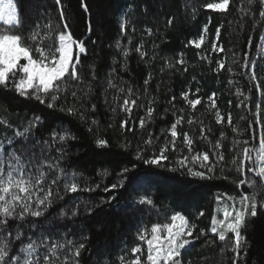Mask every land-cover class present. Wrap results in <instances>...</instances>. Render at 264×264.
<instances>
[{"label": "trees", "instance_id": "1", "mask_svg": "<svg viewBox=\"0 0 264 264\" xmlns=\"http://www.w3.org/2000/svg\"><path fill=\"white\" fill-rule=\"evenodd\" d=\"M215 2L219 0H61L57 5L55 0H14L21 20V26L14 31L25 37V44L34 47L36 42L28 37L33 31L43 36L50 30L45 27L49 22L53 33L56 29L64 30L67 23L73 38L84 42L86 48L80 54L78 66L81 81L66 80L58 102L78 108L83 119L54 113L35 99L21 97L11 90V83L7 89L0 86V148L7 154L26 150L27 157L34 156L29 165H41L40 171L46 173L45 191L59 176L52 185L54 202L44 216L10 221L14 237L23 233L21 240L25 244L30 240L39 244L47 237L44 255L52 243L65 244V248L57 249L62 262L65 256L71 257L69 249L74 251V246L83 243L79 264H122L121 257L123 264H130L134 259L131 248L139 245V255L146 264L147 245L139 242L138 233L145 229L149 235L152 224L167 223L174 212H180L196 225L193 235L199 237L184 250V264H231L230 240L221 242L208 230L212 215L218 216L223 202L231 205L228 197L238 201L241 195L255 190L258 198L264 199L260 178L247 171L254 167L256 150L264 137V92L256 88L257 83L264 87V51L257 47L264 36V17L259 14V5L249 6L247 0H231L227 12L204 7L205 3ZM61 9L64 20L60 19ZM169 18L173 19L170 26ZM124 20L128 23L126 31L121 32ZM206 24L208 31L204 33ZM218 27L222 53L212 49ZM148 28L152 29L151 36L146 32ZM202 34L205 39L199 48L189 44ZM51 43L54 37L43 41L45 47ZM141 44L147 54L144 59L136 51ZM245 52L249 56L247 62ZM181 58L183 65L176 63ZM165 60L174 67H168ZM218 61L224 63L223 69H218ZM253 62L256 81L251 79ZM149 74L151 79L145 85ZM109 80L116 87H110ZM129 88L131 99L138 100L130 114L120 109ZM237 90L244 95H238ZM72 91L77 92L76 98ZM186 91L191 93L189 99L201 100L195 109L182 98L181 93ZM212 93L216 94L215 109L209 100ZM149 101L154 108L150 119L146 114ZM216 110L224 117L222 123L216 122ZM33 116H41V122L24 137H16L17 131L23 132L29 126ZM181 116L183 121L176 129L179 135L173 150L169 129ZM142 117L146 121L143 128L139 125ZM121 121H127V128L134 130L121 128ZM65 130L75 139L53 143V131ZM184 133L193 140L191 151L184 144ZM97 138L105 139L107 146L98 147ZM149 138L152 143L145 144ZM218 140L221 149L214 148ZM166 144L168 159L161 162L162 166L144 163V159L158 155ZM244 147L253 151L252 160L246 162L241 174L233 160L243 158ZM217 151L223 152L225 160L216 165L211 179L190 177L187 168L177 164L182 157H189L188 166L203 170L191 157L208 152L215 163L212 154ZM137 152L143 158H138ZM45 158L58 161L66 177L42 164ZM123 169L128 171L124 173ZM73 174L81 190L68 193L65 184L72 182ZM241 179H254L256 189L248 184L237 186ZM113 183L121 186L104 190ZM141 197L151 199L152 204L140 203ZM61 209L66 213L64 217L59 215ZM73 209L78 210V215L72 216ZM200 212L204 215L200 216ZM33 223L37 227H32ZM200 229L207 234L200 236ZM242 235L247 240V254L241 255L240 264H264V209H258L256 217L248 218ZM68 240L73 245H67ZM14 246L17 249L22 244L15 239ZM62 262L56 260L55 264ZM66 264H72V260Z\"/></svg>", "mask_w": 264, "mask_h": 264}, {"label": "snow or ice", "instance_id": "2", "mask_svg": "<svg viewBox=\"0 0 264 264\" xmlns=\"http://www.w3.org/2000/svg\"><path fill=\"white\" fill-rule=\"evenodd\" d=\"M57 5L61 4V0H55ZM231 0H219L215 3H205L204 7L206 9H212L219 12H227L230 7ZM249 6L253 4L259 5V14L264 17V0H247ZM85 10H87L86 5H84ZM60 19L64 20V13L61 9ZM0 23L6 26L0 29V86L5 89L9 87L11 83V90L18 93L21 97L32 98L39 101L40 104L46 105L48 109H52L53 112L65 113L69 116L78 117L83 119L82 112L72 106L58 105L60 100V93L64 90L62 85L69 78L71 81L80 82L81 76L78 71V66L80 64V54L86 52L84 42L76 41L71 32L68 31V25L65 23L63 25L64 30L56 29L53 33L51 30V22L48 27L50 30L46 32L43 36L39 35L38 31H33L28 37L35 43V46L25 44V37L20 34H15V29L21 26V20L18 13L17 4L14 0H0ZM128 21H122L120 28L121 32L126 31V25ZM173 23V19L169 18L167 24L170 26ZM39 28V25H37ZM208 31V25H204V33ZM148 35H152V29H146ZM221 28L216 29L217 38L212 41L213 51L224 52V47L218 44ZM54 43L48 44L47 47L44 46L43 41L53 40ZM264 39V36L261 37ZM205 36L202 34L199 40H190L189 44H193L195 47L199 48L203 43ZM249 43H252L251 37H249ZM117 43V47H119ZM264 47V46H257ZM143 45H137L136 51L139 53L141 59L146 57V52L143 50ZM127 49L124 51V55L127 56ZM249 59L248 53H244V60L247 62ZM21 61H24L21 63ZM164 63L168 67H174L169 61L165 60ZM177 64L183 65L184 61L181 58L176 61ZM218 69L224 68V63L218 61ZM247 67V63L244 65ZM255 63L252 64L251 79L253 81L257 80L255 74ZM187 69H185L186 71ZM231 71V69H229ZM19 77V78H17ZM151 79V74H149L148 79L144 81L145 85L148 84ZM110 87H116L112 80L108 81ZM258 91L264 92V87L259 83L256 84ZM147 89H145L146 91ZM120 91H123L121 88ZM199 92V88L196 89ZM190 92H182V98L195 109L198 104L201 103L199 98L189 99ZM238 95H244V93L237 90ZM215 93H212L209 97L211 107L216 108L215 104ZM73 98L77 97V92L72 91ZM132 89H128V94L124 97L123 103L120 105L122 111L128 112L132 111L133 106L137 105V99H131ZM175 97H173V100ZM247 100L248 97L245 96ZM152 102L149 101V106L147 108V117L150 119L154 113V108L151 106ZM259 107V105H258ZM93 110L95 105L92 106ZM41 116H33L29 123V126L23 130V132L17 131L16 137H24L28 134L32 128L36 127L37 124L41 122ZM215 119L217 123H222L224 117L216 110ZM228 123L231 125L232 117L229 113ZM243 119V117L241 118ZM183 121V117L177 118V120L171 125L169 129L170 135L172 137L171 147L173 150L176 148V138L179 133L177 132V127ZM192 121L189 120V123ZM259 122V121H258ZM93 124L96 123L95 120L92 121ZM146 121L142 117L139 120V125L141 128L144 127ZM121 128H126L128 131H133L132 128H127V121H121ZM92 129L89 128V131ZM236 131V129H233ZM201 134L203 135L204 129L201 128ZM151 137V134H149ZM184 144L188 146L189 151L192 150L193 140L188 136L187 133L183 134ZM223 136V133H221ZM75 139L74 136L68 131L52 133V142L55 143L57 140L60 142H66L67 140ZM11 144L12 141H9ZM45 143H48L47 141ZM152 140L149 138L145 141V144H151ZM247 143V142H245ZM95 144L98 147H106L108 142L105 139L97 138ZM215 149H221V141H217L214 145ZM168 145L160 148L159 154L152 156L148 159H144L145 164L162 166L161 162L168 159L167 156ZM253 149L244 147L243 148V158L237 161L233 160L234 164H237V171L241 174L245 172L246 162L252 160ZM215 156V163L210 159L208 152L197 153L191 157L193 162H198L200 168L203 170H197L194 167L188 166L189 157H182L177 161V164L181 168H187V175L190 177H198L200 179H211V174L214 172L216 165L225 160V156L222 151H217L212 154ZM27 157L26 150H20L19 154L14 150L8 153L7 160L4 155L0 153V264H39V260L34 257L37 249L44 243L47 237L42 238L38 244L35 240H30L28 243H23L21 237L23 233H17L15 239L22 244L20 248L21 255H12L10 249L13 247L12 238L13 233L9 229V223L13 220H19L23 222L27 217H42L48 208L53 204V191L52 185L57 183L59 176L55 177L51 184L48 186L47 191L44 190L43 184L45 181L46 173L40 171L41 165L36 166L35 173L28 167L29 164L35 160V157H27V162L25 160ZM138 158H143L140 152H137ZM42 164H46L50 170L58 172L60 175L66 174L64 170L59 167V162H50L47 158L42 161ZM175 171L176 169H172ZM124 173L128 169L122 170ZM249 173H255L261 180L260 187L264 189V137L261 138L259 149L256 150V159L254 162V167L248 168ZM227 179V177H224ZM237 186L248 184L253 189H256V181L254 179H241L238 180ZM121 184L113 183L109 187L105 188V191L110 189H116L120 187ZM80 186L75 182V174L72 176V182L65 184V191L68 193H75L80 191ZM91 191L92 189H85ZM42 193V195H41ZM264 195V192L261 193ZM232 201L231 210L227 207L224 208L222 212V218H218L216 214L212 215L211 226L208 231L214 234L219 241L228 242L230 240V247L228 251L233 253L231 264H240L241 255L247 254V249L245 244L247 243L246 237L242 235V231L246 226L249 217H256L258 209H264V199H259L257 191H253L251 194H243L239 197L237 201L233 197H228ZM220 200V197H217ZM140 203L152 204V200L147 197H141ZM238 205V206H237ZM91 211V209H89ZM72 216L78 215V210L73 209L71 212ZM59 215L64 217L66 215L63 209L60 210ZM200 216L204 213L200 212ZM170 222L159 224L155 223L151 225V236L149 237L147 230L141 229L138 233V239L147 245V257L146 264H184L182 259V254L184 250L189 246L194 239H199V237L194 236L193 233L196 229V225L190 223V221L180 212H174L169 218ZM32 227H37L35 223ZM200 236H204L207 233L204 229H200ZM229 234H231L229 236ZM208 243H214V241H209ZM67 245H73V241L68 240ZM66 245L62 243L54 242L50 247L47 248V252L50 255L45 254L43 256L44 264H55L54 257L57 256V249H63ZM85 248L83 243L78 246H74V251L69 249L71 252V257L65 256L64 262L71 259L72 264H79V257L81 255V250ZM223 251V249H222ZM142 249L139 245L131 248V253L134 259L130 261V264H145L142 260L141 255ZM124 258L121 257L123 264ZM191 264V261H189Z\"/></svg>", "mask_w": 264, "mask_h": 264}, {"label": "rangeland", "instance_id": "3", "mask_svg": "<svg viewBox=\"0 0 264 264\" xmlns=\"http://www.w3.org/2000/svg\"><path fill=\"white\" fill-rule=\"evenodd\" d=\"M0 26H4V25L2 23H0ZM261 46H264V39L261 40ZM261 49L264 51V47H261ZM0 153H2L5 157V159L7 160L8 154L5 153L4 150H2L1 148H0ZM28 167L35 173L36 168L32 167L31 165H28ZM41 195H42V193H41ZM228 202L231 203L230 206H228L225 202H223V204L220 207L219 212H218V218H222V212H223L225 207H227L229 210H231L232 202L231 201H228ZM168 222H170V220ZM150 236H151V231H150L149 237ZM14 240H15V237L13 236V238H12L13 247L10 249L11 254L12 255H18L19 254V255L23 256V254L20 253V251H19L21 247L18 246L16 249V247L14 246ZM139 242H142V241L139 240ZM41 246H42V249L38 248L37 252L34 254V257L39 260V264H44L43 256H44V252H45L44 249L46 248V244L43 243ZM14 249H16V251H14ZM47 254L50 255V253H47ZM53 259L55 260V263H56V260H59L60 262H62V259L58 257V251H57V256L54 257Z\"/></svg>", "mask_w": 264, "mask_h": 264}]
</instances>
